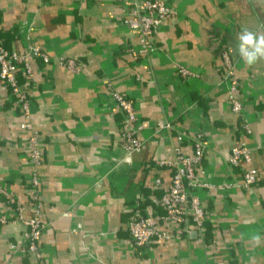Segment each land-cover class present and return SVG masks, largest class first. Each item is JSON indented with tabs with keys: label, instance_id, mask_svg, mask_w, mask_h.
Returning a JSON list of instances; mask_svg holds the SVG:
<instances>
[{
	"label": "crops",
	"instance_id": "obj_1",
	"mask_svg": "<svg viewBox=\"0 0 264 264\" xmlns=\"http://www.w3.org/2000/svg\"><path fill=\"white\" fill-rule=\"evenodd\" d=\"M129 0H0V35L18 54L43 48L47 62L29 57L21 81L40 135L39 248L46 264H264V60L248 66L234 51L243 29L264 35V0H174L155 34L159 51L135 57V34L119 25ZM235 61L244 121L229 108L222 52ZM62 56L77 61L71 71ZM177 64L191 75L181 76ZM139 79H136V76ZM135 101L143 129L141 152L120 160L121 115L106 82ZM173 126L166 130L165 124ZM9 88L0 82V184L32 216L27 132ZM202 129L207 154L198 168L213 187L197 190L207 210L203 238L154 240L138 248L125 227L128 214L166 191L177 131ZM237 141L252 149L261 181L247 189L222 188L240 170L229 169ZM192 156L189 140L181 143ZM160 184L156 185L155 181ZM219 186V187H218ZM0 264H38L23 243L25 226L0 196ZM262 238L257 241L255 236Z\"/></svg>",
	"mask_w": 264,
	"mask_h": 264
},
{
	"label": "built area",
	"instance_id": "obj_2",
	"mask_svg": "<svg viewBox=\"0 0 264 264\" xmlns=\"http://www.w3.org/2000/svg\"><path fill=\"white\" fill-rule=\"evenodd\" d=\"M118 1V0H117ZM173 0H136L128 2L129 17L123 22L126 28L136 29L139 40V51L150 53L157 50L154 40V33L166 19L169 10V3ZM136 51H134V55ZM224 75L221 83L228 91V102L233 112H237L242 119V128L248 133L250 129L244 121L243 103L237 98L239 81L235 76V61L227 52L221 54ZM29 57H35L42 62H47L49 56L42 47L32 45L28 51L16 53L6 49L2 36L0 35V82L5 84L12 95L14 105L20 114L19 126L27 132L26 151L30 164L29 187L30 199L32 201L33 214L29 218L22 217V205L17 199H13L10 193L0 184V196L7 204L14 206L16 218L13 222H19L25 226L23 233V243L32 252L38 264H46L39 248V242L44 225L40 219V174L39 166L42 162V144L40 135L33 128L31 117V99L19 77V66L30 75ZM58 64L66 66L73 72L79 69L77 61L73 58L62 56L58 59ZM179 74H190L188 70L177 64ZM108 98L110 103L120 113L119 123L120 148L123 157L120 160L128 162L132 154L141 152L144 148L143 142L138 137L142 126L135 113L134 101L119 92L111 81L106 82ZM166 130H172L173 126L169 123L165 125ZM189 140L193 154L189 156L182 150L181 143ZM175 144L172 146V159L160 160L159 166H169L173 170L172 180L165 192L159 197L152 198L149 206L151 212L145 210L141 212L139 208L134 210L127 218L125 227L131 240L138 248L150 246L154 240H177L194 232L199 238H203L205 223L207 220V210L201 205L197 190L211 188L203 175V171L198 168L200 162L207 154L206 138L202 129H198L191 136L184 131H177ZM264 152V145H262ZM252 150L245 142L233 144L230 150L229 169H239V177H233L225 189H247L261 181L260 176L253 167L244 168V164L251 163ZM160 184L159 180L155 181ZM131 212V211H130ZM8 222V218L0 216V224Z\"/></svg>",
	"mask_w": 264,
	"mask_h": 264
},
{
	"label": "clouds",
	"instance_id": "obj_3",
	"mask_svg": "<svg viewBox=\"0 0 264 264\" xmlns=\"http://www.w3.org/2000/svg\"><path fill=\"white\" fill-rule=\"evenodd\" d=\"M248 66L264 60V35H260L249 29H243L238 37V47L235 49ZM262 237L257 235L255 240L259 241Z\"/></svg>",
	"mask_w": 264,
	"mask_h": 264
},
{
	"label": "rangeland",
	"instance_id": "obj_4",
	"mask_svg": "<svg viewBox=\"0 0 264 264\" xmlns=\"http://www.w3.org/2000/svg\"><path fill=\"white\" fill-rule=\"evenodd\" d=\"M120 1H122V0H118V2H120ZM131 1H133V0H129V1H127V2H124L127 6H128V2H131ZM134 1H136V0H134ZM174 1V0H173ZM173 1H171L170 3H169V10H171V4H172V2ZM128 9V8H127ZM169 15H170V13H168L167 14V16H166V19L161 23V25H160V27L163 25V23L167 20V18L169 17ZM129 17V14H128V16H127V18ZM126 19V17H123V18H121L120 19V21H119V25L120 26H122V27H125L124 26V24H123V22H124V20ZM160 27L158 28V30L160 29ZM126 28V27H125ZM129 31H131V32H133L134 34H135V39H136V49H135V54H136V56L135 57H137V56H150V55H152V54H154V53H156V52H158L159 51V49H160V47L158 46V44H157V40H156V36H155V34L158 32V30H156V32L154 33V40H155V42H156V46H157V50L156 51H154V52H150V53H142V52H140L139 51V44H138V40H139V36H138V33H137V30L136 29H130V28H127ZM179 74V73H178ZM181 76H188V75H191V74H185V75H183V74H180ZM136 79H139V76L137 75L136 76ZM125 95V94H124ZM126 96V95H125ZM128 97V96H127ZM130 98V97H129ZM133 100V99H132ZM134 101V100H133ZM239 101H240V99H239ZM134 103V109H135V113H136V105H135V101L133 102ZM229 108H230V110L232 111V109H231V107H230V105H229ZM233 112V111H232ZM234 114H236L240 119H241V117L239 116V114L237 113V112H233ZM138 117V116H137ZM138 119H139V123H140V125L142 126V123H141V120H140V118L138 117ZM242 120V119H241ZM120 128V127H119ZM143 129V127L140 129V131H139V133H138V137L140 138V132H141V130ZM242 130H243V128H242ZM244 131V130H243ZM245 132V131H244ZM140 140H141V138H140ZM142 141V140H141ZM252 150V149H251ZM199 166V165H198ZM241 174V173H240ZM212 186V185H211ZM213 187V186H212ZM211 187V188H212ZM219 187V186H218ZM168 188V187H167ZM6 189V188H5ZM28 189H29V196H30V190L32 189L31 187H29V182H28ZM204 189H208V188H204ZM9 193H10V191L8 190V189H6ZM239 190H243V189H239ZM196 194H198V192L196 191L195 192ZM10 195H11V197L13 198V199H16L11 193H10ZM198 196H199V194H198ZM200 199V198H199ZM22 210H23V207H22ZM16 211V210H15ZM32 214H33V207H32Z\"/></svg>",
	"mask_w": 264,
	"mask_h": 264
},
{
	"label": "trees",
	"instance_id": "obj_5",
	"mask_svg": "<svg viewBox=\"0 0 264 264\" xmlns=\"http://www.w3.org/2000/svg\"><path fill=\"white\" fill-rule=\"evenodd\" d=\"M20 70H21V65L19 66V72H18L19 77H20ZM20 80H21V77H20ZM233 170H235V168H234ZM145 205H146V204L144 203V204H142V205H139L137 208H139L141 212H144V211L146 210V209H145ZM148 205H149V204H148ZM133 211H134V210H132L131 212H129L128 215H130ZM205 224H206V223H205Z\"/></svg>",
	"mask_w": 264,
	"mask_h": 264
}]
</instances>
